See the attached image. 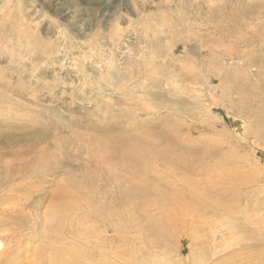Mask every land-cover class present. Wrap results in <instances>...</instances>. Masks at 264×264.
Wrapping results in <instances>:
<instances>
[{"label": "rangeland", "instance_id": "374dc122", "mask_svg": "<svg viewBox=\"0 0 264 264\" xmlns=\"http://www.w3.org/2000/svg\"><path fill=\"white\" fill-rule=\"evenodd\" d=\"M263 1L0 0V96L5 101L0 103V243L4 251L13 245L21 259L26 256L23 261L32 260L48 241L46 222L67 179L77 180L91 191V177L99 172L94 156L103 153L93 151L98 140L118 142L125 135L140 134L150 137L156 146L151 158L160 157L161 163H168L172 157V194L171 190L166 194L172 201L184 188L173 173L189 171L194 177L193 188L202 191L205 180L200 167L209 163L194 161L197 165L184 170L176 159L183 162L189 159L188 152L201 153L207 144L219 147L224 158H230L226 171L246 177L240 168L251 150L238 138V130L244 121L249 125L248 115L236 106L237 94L223 96L221 81L225 74L239 75L245 70L239 56L248 54L250 48L235 52L234 47L241 35L250 37L251 26L264 25ZM247 20L253 25L245 24ZM257 71L250 70L253 75ZM249 77L250 85L259 84L255 76ZM260 86L263 92L264 84ZM10 102L13 107L7 104ZM244 102H250L248 96ZM256 110L264 115V96ZM166 125L172 128V156L159 148V135L168 131ZM43 154L51 158L50 167L43 162L42 170L38 162ZM258 158L264 168V153ZM114 165L118 166V161H110V168L104 166V174ZM245 171L252 174L250 168ZM257 183L239 187L234 178L231 188L237 186L242 191L236 213L238 207L264 198V183ZM80 184L76 185L77 206L95 213L90 204H84L90 194ZM130 187L113 184L105 190L108 196L92 197L123 213L135 205L121 196ZM136 203L133 220L120 221L101 213L79 223L74 219L75 224L91 226L95 234L106 236L102 250L89 239L91 250L83 258L94 256V264H165L164 257L170 255L173 264H264V258L250 256L244 249L246 243L225 250V238L213 229L199 247L190 235V221L183 224L181 218H171V209L150 197ZM77 211L72 215L83 218L82 210ZM104 219L108 232L100 229ZM248 226L246 232L255 234L254 242L248 243H259L255 239L257 234L261 237L258 227L247 224L244 229ZM117 235L122 237L119 241ZM201 253H205L203 259Z\"/></svg>", "mask_w": 264, "mask_h": 264}, {"label": "bare ground", "instance_id": "6f19581e", "mask_svg": "<svg viewBox=\"0 0 264 264\" xmlns=\"http://www.w3.org/2000/svg\"><path fill=\"white\" fill-rule=\"evenodd\" d=\"M245 11L248 12V10ZM258 15L256 16L258 17ZM251 18L252 17H250V19ZM247 22L248 20L246 21V23L245 22L244 23L247 24ZM248 23L252 24L254 22L251 21ZM250 28L252 30V32L248 33L250 37H248L245 34L241 35V38L239 37L240 41H238L239 45L234 47L235 52H237L241 47L244 48L246 46L250 48L248 50V54L243 53L242 57L239 56V58L243 60L242 62L244 66L242 68H245V70H243L239 75L232 74L228 76L229 75L228 74L226 76L225 74V77L221 81L224 91L223 92L224 94L222 93L223 96L225 95L227 96L228 94L231 95L237 94L239 96V100L236 106L238 105L240 111H243L245 112L246 115H248L249 125H247V122L244 121L243 128L242 129L239 128L240 130H238V133H240V135L238 134L239 135L238 138L240 139V141L242 142L245 141L246 144L249 145L248 147L251 150V154L243 158L242 154L237 153L236 148H235L236 150L234 149L236 155L237 156L241 155L240 157H242L246 161L243 162L244 163L243 165L241 164V168H240L241 171L243 170V172L247 175L246 177L244 176L243 173H241L242 176H240L239 172H235L229 169L226 171V164H227L226 162L229 161L227 159L229 157L224 158V153H223L224 151H222V149H220L219 147L213 146L211 144H207V147L206 148L204 147L205 149H203L201 153L195 152L194 149L192 152H188L190 157L189 159H186L183 162H181L180 160L182 158L176 159L180 167L184 170L186 167L190 168V166H195L199 162L209 163L207 166L200 167V174L204 176V180H205L204 186H202L203 188L202 191L201 188H199V191L193 188L192 182L194 180V177L189 171L183 172L180 171L182 170L181 168H175L176 171H180V172L173 173V175L176 178L180 179V181L184 185V188H181V192H179L176 198L172 201V198L169 199L166 195L170 190L172 194V188H171L172 165L170 163L172 157L170 158V160H168V163H161L160 157H157L156 159L151 158V156L155 157L156 155L155 153L156 146L154 144V141L150 139V137L140 134L139 136L136 135L133 137L125 135L121 137V139L118 142L110 139L98 140L97 142L93 143L95 145L94 146L95 149L93 151L103 152V153L94 156V159L96 160L94 166L97 168V170H99L98 174H100L101 179L99 178V175L97 173L95 174V176L91 177V181L93 182L91 191L86 187L85 184H80L79 181L74 179H69V180L67 179L62 189L60 187L61 191L59 193L58 198L56 197L58 204H56L54 211L52 212L51 216L47 219L46 222L45 236H47L48 239L46 244L40 247L39 249H37V251L33 254V257L31 256L32 260H30L29 262H25L23 260L27 258L25 255H23V257L25 258L21 259L22 254L21 253H20L21 255L19 254L18 252L19 249L12 247L13 245L11 244L12 246L8 247L7 250L4 251V246L2 243H0V256H1L0 260L3 259L0 264H94L93 263L94 256H90L89 258L86 259L83 258L87 254L86 251L90 249V245H92L90 244L91 242H89L90 241L89 239H94L96 244H98L96 247L99 246V249L102 250L101 247L103 246V242L106 236L103 235V233L95 234L97 232L94 230L95 228L91 226L85 227L86 225H82V223H80L79 225L75 224L74 219H77V223H79L82 220H88V219L90 220L92 217L97 216L96 214L99 215L101 213L104 216L109 215L110 218L118 217L120 221L133 220L134 218H136V214L133 212L136 211L138 207L136 201L145 199L147 197H150L153 200H155L160 206H164L166 209H171L172 212L170 213L172 215L171 218L173 217L178 221L179 218H181L182 221L184 222L183 224H186L188 221H190L188 222V225L192 227V229L190 230L191 231L190 235H193V241H198L197 242L198 246L200 245V243L204 245L203 239L206 238L208 234L207 232L210 231V229H213L212 232H215L216 234L221 233L220 237L225 238L222 243V246H224V248L226 247L225 250L232 249L238 246H241L242 248L243 247L242 244L246 243V245H244V249H248V251L251 254L250 256H253L256 259L257 257H261L263 259L264 258V205H263L264 198L263 199L259 198L257 203H252V205H249L248 207L245 208L244 206L243 208L238 207L239 210L236 213L235 207L240 206V203L242 201V195H241L242 191L239 190L237 186L231 188V186H233L232 182L234 178H237L239 187H243V185L250 184L253 181L258 182L257 183L258 185L264 183V168L261 166V162H259L262 159L258 158L259 154L264 153V115L261 116L258 115L256 110L259 100L263 99L264 96V90L262 89L263 92H261V88H260L262 86V85L260 86V84L261 83L264 84V60H263L264 25L259 27L251 26ZM237 32L239 33L238 30ZM235 40L237 41L236 38ZM200 42H202V40ZM216 45L218 44L216 43ZM242 52H244V50ZM252 68H256L258 70L255 75H253L250 72ZM239 69H241V67ZM250 74L252 75V78L253 76L257 78L259 84H256L257 83L256 81L253 86L250 85L249 82ZM245 96H248V99L250 100L249 103L244 102ZM3 100L4 98L0 96V103L5 102ZM229 100L233 102L232 99ZM7 104L9 105V107L10 106L13 107L11 102ZM247 105H252V107L250 108V106ZM254 106L255 108L253 109ZM149 108H151V106ZM166 129H168V131L164 133L163 136L159 135V148L160 149L164 148V152L172 156V148H173L172 136H170V134H172V128L171 126L169 127L168 125H166ZM89 139L90 138H88V140ZM231 148L233 149V147ZM228 150L230 151V147ZM184 155L182 157H184ZM232 155L230 154V157ZM186 157L188 156L186 155ZM48 158L49 159L51 158L50 155L47 156L44 155V158L40 159V161L38 162L39 166L42 163V170L45 169L43 162L46 163L45 166L47 168L50 167ZM141 158H142L141 161L143 162L142 166L138 162L139 159ZM110 161L111 162L118 161V166L114 165L113 170H108V171L106 170L105 171L106 174H104L103 167L107 166L108 168H110ZM194 161L197 162V164L196 163L194 164ZM211 161H215V165H210ZM254 161L255 164L253 163ZM211 163L214 164V162ZM234 163L236 164V162ZM231 164L233 163L231 162ZM233 166L235 165L233 164ZM255 166H259V167H257L255 171H253ZM247 168H250V172H252V174H248L245 171ZM37 169L39 170L40 167ZM9 178H11V176ZM11 180L12 178L10 179V181ZM98 181L103 182V185H98L97 187L96 183H98ZM77 184L84 185V189H86L89 192L90 194L88 197L89 201H86L84 204L86 205L90 204L91 207L94 208L96 214L93 213L92 211L89 212L84 211L83 206H77L76 196L79 193V189L76 186ZM113 184L118 185L120 187L131 185L130 188L121 192V196L124 199H129L132 201L133 204H135L131 210L123 213L121 212L118 213L116 212V209L105 206L100 198L98 199V202H95L93 200L92 196L94 197H103L101 195L108 196L105 190L107 187ZM99 189H102V191L105 192L100 193ZM157 194L162 196L160 198H157L156 197ZM67 196H70L71 200L67 199L66 198ZM78 209L82 210L83 212V218L81 219L74 217L72 215V213H74V215L78 213L77 211ZM113 210L115 212L112 215H110L111 211ZM249 213H254V215L252 214L249 215ZM241 214L243 215V218L239 220L238 215L240 216ZM71 215L73 217H71ZM104 223H105V219H104ZM242 223L244 224L243 226ZM247 224L258 227V231L260 232L259 234H261V237L258 236L257 234L256 236L258 238L255 239L259 240V243H256L254 245L253 243L250 244L251 241L254 242L253 238L255 234H250L249 232H246L247 229H250L249 226L246 229H244L247 226ZM105 225L101 226L100 229L101 228L107 229L106 231L103 232H108L109 229L107 225L106 226ZM222 229L227 231V235H223L224 231ZM116 230H118V228H116ZM226 231L224 233H226ZM121 238L122 237L119 235H117L116 237L118 241ZM85 241H87V243H85ZM253 252L255 253V256L253 255ZM201 254H202L201 259H203L205 253L204 254L201 253ZM101 255L104 256L103 254ZM111 255H113V253ZM110 259L113 258L111 257ZM164 261L165 264H173L170 255L165 256ZM197 261H195V263H197ZM151 264H159V262L154 261Z\"/></svg>", "mask_w": 264, "mask_h": 264}]
</instances>
